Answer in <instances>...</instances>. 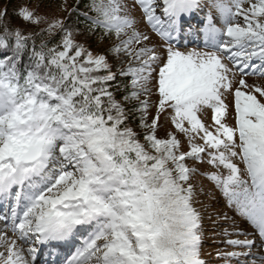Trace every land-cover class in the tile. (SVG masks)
Listing matches in <instances>:
<instances>
[{"label":"snow or ice","instance_id":"6c2138e0","mask_svg":"<svg viewBox=\"0 0 264 264\" xmlns=\"http://www.w3.org/2000/svg\"><path fill=\"white\" fill-rule=\"evenodd\" d=\"M134 3L161 40L172 42L182 18L191 19L204 0ZM209 6L224 25L221 30L207 15L203 32L214 50L169 46L161 56L145 44L149 37L136 30L124 0H90L96 16L88 18L85 31L114 36L119 43L110 53L138 64L117 71L106 55H93L64 30L57 47L31 45L21 74L17 62L31 38L5 23L6 11L0 13V198L14 201L8 219L19 240L75 244L66 264H205L202 216L191 183L198 169L189 163L195 162L216 170L206 179L260 242L247 238L253 233L225 229V236L246 237L225 243L264 252V89L242 78L264 77V0H209ZM17 15L40 23L27 9ZM62 27L57 21L47 32ZM13 38L15 56L5 60ZM233 69L242 74L238 81ZM118 77L132 78L131 94L122 101ZM153 87L157 114L149 122V102L142 97L153 94ZM226 94L234 98V128L226 123ZM169 109L172 125L188 140L186 153L175 135L157 136L161 114ZM206 109L213 113L211 127L200 119ZM133 116L142 138L129 126ZM0 248L6 249L0 264H29L15 240L0 235ZM37 251L27 250L33 262ZM227 255L238 260L249 253ZM260 260L264 264V256Z\"/></svg>","mask_w":264,"mask_h":264},{"label":"rangeland","instance_id":"374dc122","mask_svg":"<svg viewBox=\"0 0 264 264\" xmlns=\"http://www.w3.org/2000/svg\"><path fill=\"white\" fill-rule=\"evenodd\" d=\"M2 1V0H0ZM7 1V0H6ZM208 1V6H209V0ZM28 1H26L27 3ZM131 2H134V0H131ZM129 2L128 0H124L125 5L127 6L128 9V14L136 21V30L139 31L142 35H147L146 34V29L143 26V13L140 9V7L138 5H136V9L133 6V4ZM3 3L1 2V5ZM0 5V6H1ZM63 7L64 9H62V6H59V8L56 7H52L50 9L47 8H43V6H41L39 9L36 7V5H30L27 4L26 6L23 7V9H27L28 11L32 12L34 14V17L39 19L40 23L38 24H32L26 21H23V23L25 22L26 24L29 23V28L30 30L32 28H43V29H48L53 23L57 22V21H62L63 22V18L66 15V11L68 12L70 9V2L68 0L63 2ZM248 7V5H246V8ZM211 8V7H208ZM22 9V10H23ZM215 14L217 13L218 15L215 17V23L216 24H223L219 13L214 9L211 8ZM3 12V11H2ZM0 10V13H2ZM141 15V16H140ZM207 19V16H204V18H202V20ZM21 23L22 26L25 25V23L23 24ZM240 24H243V20L240 19L239 21ZM27 27V25H25V28ZM60 29V28H59ZM58 29H54L52 33H55ZM76 33V32H75ZM194 35V34H193ZM192 33H189L186 35L187 38H190L193 36ZM76 37V36H74ZM121 39H124V37H122ZM77 43H82L81 39L76 38L75 39ZM102 41H109V42H113L115 43V45H117L119 43V41H117V39L115 37H113V39H108V40H102ZM98 40H94V43H97ZM84 44V42H83ZM145 44L148 47L154 48L156 50V54L158 55H164V49L161 48L159 49V47H157L153 41V39H149L148 41L145 42ZM145 44H138L135 45V48H140V47H144ZM205 46L207 44V41L205 39L204 42ZM85 47H87L92 53L93 55H106L109 63L113 66V69L116 68L115 66V62L119 61V59H117L116 57H114L111 53H106L107 50L102 49V47H92L91 45L88 46V44H84ZM102 46H107L105 44L102 43ZM90 47V48H89ZM183 50H188V49H183ZM182 52H187V51H182ZM124 59L126 58L123 57ZM121 60H124V59ZM131 63V61L128 60L123 63V64H127L126 66H128ZM122 64V65H123ZM131 65V64H130ZM134 65H136L135 67H138L137 63H135ZM155 75L156 73H153V81L152 84H155ZM237 78V77H236ZM246 83L248 85H255L258 86L262 89H264V79H258V80H248L246 81ZM234 90V89H233ZM250 91V90H249ZM257 98L260 99L258 93L256 94ZM142 99H147L149 102V111H148V115H149V122L153 119V117L157 114L156 113V108L154 107V104L158 103L157 99L158 96L155 95V88L153 87V94H150L146 97H142ZM139 102V101H136ZM156 102V103H155ZM264 102V101H262ZM225 103L228 105V116L226 118V123H228L229 126L234 127V98L231 94H226L225 97ZM174 114L170 111H167L163 114H161L160 117V122L157 128V136L158 138H167V134L171 133L172 135H175L177 137L178 140H180L181 142V151L183 152H187L189 151V147L188 146V140L187 138L184 136L183 133H179L176 131L175 127L172 125V116ZM212 116L213 113L211 110H204L201 114H200V119L202 120V122L205 124L206 127H211L213 126V120H212ZM187 126V125H186ZM143 134V133H142ZM140 137H142V135H140ZM197 141V140H196ZM200 141V140H199ZM238 142V141H237ZM190 166L192 167H196L198 170L202 171V174L204 173V178H201L200 176H197V173L194 175L191 183L194 186V189L196 191V197L194 200L198 201L197 203L199 204V206L201 207L202 210V220H203V239L205 237V243H203L204 246L202 249V253L204 256H202L201 258L207 262V264H221L217 259H214L216 256L219 255L220 252H229L227 251V249L232 248V246L228 245L225 243L226 240L228 239H234V240H241L243 241L246 237L243 235H230V236H225L224 235V230L227 229L229 232H238V231H243V232H247V233H253L252 236L247 237L248 239H255L256 240V245H258L259 239L258 237L255 236L254 234V230L248 225V223L246 221H244L242 218L238 217L235 213L234 208L229 207L228 206V202L226 200V198L222 195V193L220 192V190L208 179H206L205 174H208L210 172H214L216 171L215 169H212L211 166L207 165V164H202V165H197L195 162H189ZM237 163L239 164V161H237ZM243 171V165L240 164L239 165ZM223 171V170H222ZM224 174L226 175V171H224ZM225 217H228V219H225ZM7 224L10 225V223L8 222V218H6ZM8 227H0V235H4L7 237L8 240H15L16 241V246L17 248L20 250V247L22 246V253L25 256V258L27 259V256L30 257L28 255L27 252V247L25 246L27 242L32 241V237H30V240H28L27 242L25 241H21L19 240L15 234H11L8 231ZM6 232V233H5ZM256 245H254L251 249H246V248H235L237 249L239 253H243V252H248L249 255L248 256H240V261L238 259V261L240 262L239 264H252L253 260H255V264H261V260L260 257L264 256V252H262ZM33 247V246H32ZM30 248V247H29ZM6 249L4 248H0V251H4L5 252ZM231 259V258H230ZM28 260V259H27ZM224 260H226L225 262H230L226 257L224 258ZM243 260V261H242ZM29 264H35L34 262Z\"/></svg>","mask_w":264,"mask_h":264},{"label":"trees","instance_id":"16d2710c","mask_svg":"<svg viewBox=\"0 0 264 264\" xmlns=\"http://www.w3.org/2000/svg\"><path fill=\"white\" fill-rule=\"evenodd\" d=\"M26 1H28L26 3ZM66 0H2L0 1L3 3L0 6L1 12H7V16L5 18V23H8L11 25L12 29L19 30L21 31L25 36H28L31 38L30 41H28L29 47L26 51V53L22 56L19 57L18 62H17V68L21 72V74L25 73V70L28 68V65L30 63V57H31V52H32V44H35L36 50H39L40 45L46 44L48 48H53L57 47L60 44V41L62 39V34L64 30L72 31L74 36V39L79 38L81 39V42L84 44H88V46L92 47H102V49L107 50L106 53H110V49L115 46V43L109 42V41H102L103 39L108 40V39H113L114 36H107L105 37L100 29H97L95 32L92 33H87L85 30L89 25V17L95 18L96 14L94 12H91L89 8L90 0H68L70 2V9L67 12L66 15L63 18V27L58 29L55 33L49 34L47 32V29L43 28H32L30 30L29 23H25L27 27L25 28V25L22 26L21 23H23L22 18L18 17L17 13L23 9L24 6L27 4L36 5V7L39 9L41 6L43 8L50 9L52 7L59 8V6H62V9H64L63 2ZM40 10V9H39ZM23 23V24H24ZM33 26V24H32ZM2 27V25H0ZM76 32V33H75ZM94 40H98L97 43H94ZM118 41V40H117ZM102 43L107 45V46H102ZM10 49L6 50V55L3 57V59L8 60L9 57H14L15 56V49H14V38L10 41ZM135 46V45H134ZM90 48V47H89ZM125 56H121L117 59L119 61L115 62L116 68H114V71L120 70V69H127L129 66L135 67L134 65L136 62L131 61V65L129 64H123L128 60V57L125 59L123 58ZM124 60H121V59ZM110 59V58H108ZM123 64V65H122ZM138 65V64H137ZM131 77H118L116 83L120 85L121 91L118 92L117 99L118 100H123V96L125 94H131ZM115 91V89H112ZM126 103V102H125ZM139 102L134 101L133 104H136ZM156 103V102H155ZM157 104V103H156ZM154 104V107L156 106ZM132 107L131 104H126V108ZM156 108V107H155ZM150 109V107H149ZM148 109V111H149ZM149 118V115H148ZM129 126H131L137 133L138 135H143L142 131L139 129V118L138 116H133L129 120ZM142 138V137H141ZM143 142V141H142ZM198 201L194 200V207H196L200 213L202 212L201 207L197 203ZM202 214V213H201ZM203 222V220H202ZM205 239V237H204ZM203 239V243L204 240ZM202 243V246H204ZM203 249V248H202Z\"/></svg>","mask_w":264,"mask_h":264},{"label":"bare ground","instance_id":"6f19581e","mask_svg":"<svg viewBox=\"0 0 264 264\" xmlns=\"http://www.w3.org/2000/svg\"><path fill=\"white\" fill-rule=\"evenodd\" d=\"M1 221H2V220L0 219V223H1ZM8 231H9V229H8ZM16 237H17V236H16ZM17 238H18V237H17ZM34 239H35V238H33L32 241H30V243H32V242L34 241ZM29 240H30V238H29ZM22 249H23V248H22V246H21V247H20V250L22 251ZM5 253H6V250H5ZM27 259H28V261H29L30 263L33 262L32 259H31V257H28V256H27Z\"/></svg>","mask_w":264,"mask_h":264}]
</instances>
